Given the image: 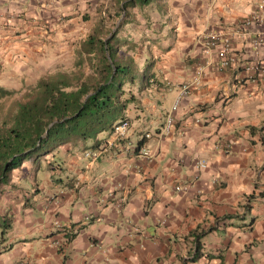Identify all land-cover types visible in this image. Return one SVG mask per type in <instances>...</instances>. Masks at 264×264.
Wrapping results in <instances>:
<instances>
[{
	"label": "crops",
	"instance_id": "1",
	"mask_svg": "<svg viewBox=\"0 0 264 264\" xmlns=\"http://www.w3.org/2000/svg\"><path fill=\"white\" fill-rule=\"evenodd\" d=\"M259 1L0 0V87L58 70L98 78L94 36L125 71L130 122L124 141L110 130L72 138L11 171L0 189V216L11 220L0 264H184L198 226L200 254L186 264H264V72L248 69L264 58V38L251 43L264 24L232 35L239 60L226 69L195 41L206 27L235 30Z\"/></svg>",
	"mask_w": 264,
	"mask_h": 264
},
{
	"label": "trees",
	"instance_id": "2",
	"mask_svg": "<svg viewBox=\"0 0 264 264\" xmlns=\"http://www.w3.org/2000/svg\"><path fill=\"white\" fill-rule=\"evenodd\" d=\"M93 39L94 36L88 38L87 52L99 49L100 65L95 67L98 78L87 75L81 80L74 71H55L29 88L0 122V189L9 182L10 172L25 159L46 154L72 138H93L102 131H112L114 124L124 118L126 104L120 98L123 81L118 77L125 71L113 62L110 47L105 46L107 41L98 39L94 44ZM9 93L0 87V98ZM252 197L249 195L248 199ZM10 222L8 216H0L1 234ZM205 232L198 226L189 234L191 256L181 257L184 264L199 256L200 238ZM67 238L71 236L68 234Z\"/></svg>",
	"mask_w": 264,
	"mask_h": 264
},
{
	"label": "built area",
	"instance_id": "3",
	"mask_svg": "<svg viewBox=\"0 0 264 264\" xmlns=\"http://www.w3.org/2000/svg\"><path fill=\"white\" fill-rule=\"evenodd\" d=\"M264 8V0L259 1V5L256 10L251 12L248 16L241 19L239 22L235 23L234 27L235 30L232 28L229 32L223 33L219 30H210L208 27L203 30L199 35L196 36L195 41L196 43L203 49L205 53H216L218 57V68L219 69H226L230 67L233 63L238 62L239 58L233 54L232 51V35L238 34L242 37H250L252 34L251 27L253 25L256 26H262L264 24V16L262 14V10ZM264 36L261 35H255L252 38V45L254 48H258L263 43ZM248 69H252L253 71L260 73L264 72V58L261 60V62L256 63L252 66H249ZM188 85H184L181 89V92L179 93V96L177 97L175 103L173 104L172 110H175L178 107V104L183 96L187 93ZM174 125V117L170 113L166 116L163 127H162V133H169L172 126ZM130 127V122L127 118H122L118 120L112 129V133L115 136V139L117 142L124 141L127 138V133ZM150 137L149 133H145L143 135V138ZM129 147L130 142L127 143ZM132 148V147H131ZM133 151L142 157H148L150 155V151L147 147H133ZM100 154V149L91 150L84 152V156L96 159L98 155ZM206 163L204 160H201L198 162V166L200 168L205 167ZM187 187V185L178 186L177 190H184ZM55 246H62L60 241L54 242ZM193 250V249H192ZM192 252V251H191ZM186 256H191L187 254ZM22 264V263H19Z\"/></svg>",
	"mask_w": 264,
	"mask_h": 264
},
{
	"label": "rangeland",
	"instance_id": "4",
	"mask_svg": "<svg viewBox=\"0 0 264 264\" xmlns=\"http://www.w3.org/2000/svg\"><path fill=\"white\" fill-rule=\"evenodd\" d=\"M138 1L139 0H135V2H137V3H138ZM138 9H140V8H136V11L134 12V15H137L138 13H140V11ZM85 15H88V14H85ZM84 19L87 22L88 20H91V16L89 15V17L84 18ZM134 19L137 20V21L139 20L136 17H134ZM104 25L106 26L107 22H105ZM34 85L22 83V86L19 89L12 90L11 93H9L8 95H5V96L0 98V122L4 118L8 117L9 113H11L14 110L16 101L18 99L22 98L23 94L29 88L33 87ZM89 139H92V138H87L88 141H89ZM13 171H17V170L14 169ZM12 172H10V174H12Z\"/></svg>",
	"mask_w": 264,
	"mask_h": 264
}]
</instances>
